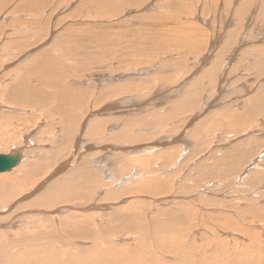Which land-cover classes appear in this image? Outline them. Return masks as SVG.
Here are the masks:
<instances>
[{
    "label": "rangeland",
    "instance_id": "rangeland-1",
    "mask_svg": "<svg viewBox=\"0 0 264 264\" xmlns=\"http://www.w3.org/2000/svg\"><path fill=\"white\" fill-rule=\"evenodd\" d=\"M0 107V264H264V0H0Z\"/></svg>",
    "mask_w": 264,
    "mask_h": 264
},
{
    "label": "bare ground",
    "instance_id": "bare-ground-1",
    "mask_svg": "<svg viewBox=\"0 0 264 264\" xmlns=\"http://www.w3.org/2000/svg\"><path fill=\"white\" fill-rule=\"evenodd\" d=\"M236 5H238V4H236ZM247 25H248V24H247ZM82 55H83V54H82ZM82 55H81V56H82ZM234 55H235V54H234ZM83 56H85V55H83ZM202 60H203V59H202ZM19 85H20V84H19ZM19 85H18V87H19ZM23 85H24V84H23ZM15 86H16V85H15ZM26 88H27L26 86H25V87L22 86V87L17 88V90H18V92H19L20 90L25 91V90L28 89V88H27V89H26ZM29 88H30V87H29ZM30 89H31V88H30ZM30 89H28V90H30ZM32 91H33V88H32ZM34 91H35V90H34ZM34 91H33V92H34ZM26 92H27V95H26V94H22V95L19 94V96H18V95H17V96H18L19 98H22V99H24V98H26V97H29V96H28V93H29V92H28V91H26ZM29 95H30V93H29ZM0 108H1V107H0ZM3 108H5V107H3ZM6 109H7V108H6ZM261 110L264 111V108H262ZM97 124H98V123H97ZM93 126H94V125H93ZM95 126H96V125H95ZM96 127H97V126H96ZM96 127H95V128H96ZM19 151L22 152V149H19ZM23 157H24V153L22 152V159H23ZM21 161H22V160H21ZM20 163H21V162H20ZM20 163H19V164H20ZM19 164H18V165H19ZM18 165H17V166H18ZM17 166H16V167H17ZM16 167H14L13 169H11L10 171L14 170ZM63 167H64V166H63ZM65 167H66V166H65ZM70 167H72V166H70ZM61 168H62V167H61ZM74 169H75V168H74ZM76 170H77V169H75V171H76ZM65 171H67V170H65ZM7 172H8V171H7ZM78 172H79V171H78ZM1 173H3V172H1ZM3 174H4V173H3ZM68 174H69V173H68ZM67 176H68L67 179H66L65 177H62L63 179L65 178L63 182L61 181V178H60L59 181L56 182L57 184L59 183L56 187H59L61 184H70V182H72L71 184H73V183H74V182L72 181L73 179L70 178L69 175H67ZM67 176H66V177H67ZM73 178H75V177H73ZM11 179H12V177H11ZM7 180H10V177L7 178ZM10 181H11V180H10ZM17 181H18V178H15V179L12 180L13 183H14V182H17ZM74 181H75V180H74ZM60 182H61V183H60ZM10 186H11V185H10ZM70 186H71V185H70ZM70 186H69V187H70ZM64 188H65V187H64ZM3 189H4V187H3ZM50 189H51L50 191L57 190V188L55 189V187H54V188H50ZM70 189H71V188H70ZM74 189H75V188H74ZM5 191H6V189H5ZM5 191H4V192H5ZM77 192H78V191H77ZM6 193H8V192L6 191ZM4 194H5V193H4ZM52 194H53V193H51L50 195H52ZM2 195H3V194H2ZM44 197H45V194H44ZM0 198H1V196H0ZM3 198H4V197H2V199H3ZM42 198H43V196H42ZM42 198H41V200H42ZM45 198H46V197H45ZM0 200H1V199H0ZM1 201H2V200H1ZM37 201H38V199H37ZM35 202H36V201H35ZM38 202H40V201H38ZM48 202L50 203V201H48ZM48 202H47V203H48ZM4 203H5V202H3V204H4ZM43 203H44V201H43ZM45 203H46V202H45ZM45 203H44V204H45ZM35 204H36V203H35ZM38 204H40V203H38ZM0 205H2V203H0ZM2 206H3V205H2ZM4 206H5V205H4ZM253 207H254V206H253ZM81 229H82V228H81ZM240 229L243 230V231H245V227H244V225H243L242 223H241ZM247 229H248V228H247ZM249 229H250V228H249ZM83 230H84V228H83ZM88 231H89V233H91V230L88 229ZM84 232H87V231H84ZM81 234H82V233H81ZM83 234H84V233H83ZM83 234H82V235H83ZM92 234H95V233H92ZM240 236H241V235H240ZM240 236H239V237H240ZM34 237H35V236H34ZM83 237H85V236H83ZM35 238H36V237H35ZM237 238H238V237H237ZM31 239H32V238H31ZM31 239H30V240H31ZM31 241H33V240H31ZM231 242H232V241H231ZM235 242H236L235 246H236L237 248H234V249H238V243H239L240 241H238V239H236ZM237 242H238V243H237ZM28 243H30V242H28ZM31 243H32V242H31ZM240 243L244 244L243 242H240ZM251 244H252L256 249H258V248H257V245L260 246L261 241L257 240V238H256L253 242H251ZM242 247H243V246H242ZM244 247H245V246H244ZM248 247H249V246H248ZM246 248H247V247H246ZM255 248H254V249H255ZM245 251H246V249H245ZM255 252H256V251H255ZM242 253H243V252H242ZM244 254H245V253H244ZM258 255H259V258H261L262 256H263V258H264V252H260V251H259V252H258ZM1 256H2V255H1ZM237 256H238V257H235L236 259L240 260V262H242V263L245 262V257H242V256H244V255H241V254H238V253H237ZM245 256H246V255H245ZM252 256H254V255H252ZM259 258H258V257H255L256 260H260ZM238 260H237V261H238ZM246 261H248V260L246 259ZM261 261H262V260H261ZM259 262H260V261H259ZM262 262H264V261H262ZM220 263H221V262H220ZM245 263H246V262H245ZM249 263H251V264H258V263H256L254 260H251V261L248 262L247 264H249ZM50 264H51V263H50ZM54 264H55V263H54Z\"/></svg>",
    "mask_w": 264,
    "mask_h": 264
},
{
    "label": "water",
    "instance_id": "water-1",
    "mask_svg": "<svg viewBox=\"0 0 264 264\" xmlns=\"http://www.w3.org/2000/svg\"><path fill=\"white\" fill-rule=\"evenodd\" d=\"M22 160V152L16 151L12 154L0 153V173L7 172L16 167Z\"/></svg>",
    "mask_w": 264,
    "mask_h": 264
}]
</instances>
